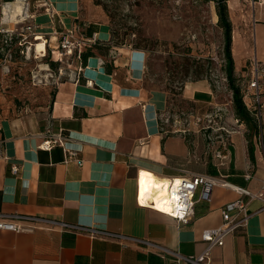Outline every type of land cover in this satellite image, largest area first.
<instances>
[{
  "label": "crops",
  "instance_id": "0c3cea01",
  "mask_svg": "<svg viewBox=\"0 0 264 264\" xmlns=\"http://www.w3.org/2000/svg\"><path fill=\"white\" fill-rule=\"evenodd\" d=\"M13 1L1 5L2 24L26 17V29L33 35L77 25L85 36H111L109 21L95 8L82 14V0H20L19 7ZM263 8L256 10L254 22V53L262 63ZM44 45L36 43L37 48ZM146 59L145 50L111 44L106 56L96 51L69 78L60 80L41 110L0 105L1 213L35 214L120 232L182 255L204 249L201 230L219 225L220 208L239 194L214 185L210 200L196 201L193 215L182 223L147 202L137 204L138 170L160 180L198 172L256 191L264 180V129L258 138L252 137L253 160L240 124L225 129L223 145H200L185 134L187 128L168 133L160 120L167 92L146 87ZM249 78H244L246 84ZM182 95L196 103L214 100L206 79L188 81ZM49 121L53 131L69 136V146L80 148L82 164L65 161L59 145L49 150L38 147ZM242 199L247 222L211 249V264H264L263 201L247 195ZM36 225L30 231L0 229V264H185L153 245L131 240L124 245L85 232Z\"/></svg>",
  "mask_w": 264,
  "mask_h": 264
},
{
  "label": "rangeland",
  "instance_id": "374dc122",
  "mask_svg": "<svg viewBox=\"0 0 264 264\" xmlns=\"http://www.w3.org/2000/svg\"><path fill=\"white\" fill-rule=\"evenodd\" d=\"M7 2L10 1L0 0V19L1 5ZM226 3L232 24L235 84L242 92L246 91L244 78L251 75V58L255 54V12L264 7V0ZM90 8L109 21L113 43L147 53L145 85L167 92L168 103L160 112V120L168 133L187 128L185 134L193 136L200 145H223L228 134L225 129L240 124L244 135L250 132L234 113L215 0H82V14ZM92 12L96 16L97 12ZM27 24L26 17L7 24L0 22V105L5 109L13 105L39 111L49 104L54 86L69 78L78 63L57 54L56 39L40 34L34 37L26 29ZM41 37L45 45L38 49L35 44L42 41ZM100 39L105 40L106 34ZM256 59L264 69L262 60ZM198 79H206L212 87L211 103H196L183 97L185 83ZM244 98L249 103L248 97ZM262 122L264 125V106ZM193 128L197 129L194 133Z\"/></svg>",
  "mask_w": 264,
  "mask_h": 264
},
{
  "label": "built area",
  "instance_id": "2783aa9c",
  "mask_svg": "<svg viewBox=\"0 0 264 264\" xmlns=\"http://www.w3.org/2000/svg\"><path fill=\"white\" fill-rule=\"evenodd\" d=\"M34 37H36V35H34ZM49 37L56 39L55 49L57 54L65 59H71L73 62L78 63V68L81 67L83 60L82 54L85 47L90 43L95 42L97 39L95 33L92 36H85L82 34L77 25L62 30L53 29L51 34H49ZM251 65V75L246 84L245 97H249L248 104L254 110V115L259 121V126L261 128L264 106L262 98L264 69L259 66L255 54L251 58ZM68 141L69 136L64 135L60 130L53 131L51 128V122L49 121L38 147L49 150L53 146L59 145L64 151L65 161L74 160L79 164H82L83 159L78 157L80 148L69 146ZM216 154L221 156L219 151H216ZM11 169L15 173L17 171V166L13 164ZM140 172L141 170H138L136 192L137 204L142 205L147 202L153 208L182 223L188 222L193 215L196 201L210 200L211 190L216 184H221L234 189L239 196L232 201L226 202L220 208L222 222L219 225L205 227L201 230V239L205 242V247L196 255H182L178 251L169 250L163 246L156 245L145 238L128 236L120 232L70 223L61 219L44 218L35 214L0 212V229L30 231L37 226L36 224L45 223L47 226H56L61 230H73L80 233L85 232L91 237L118 240L124 245L125 243L123 242H125V240H131L138 244L149 246L153 245L158 247L162 253L170 254L175 261L183 262L185 264H211V249L214 246L222 245L227 235L234 232L236 228L245 226L247 222L248 213L246 211V202L242 199V196L247 195L251 199L259 198L263 201L264 206V180L261 181L258 190L250 191L245 187L234 185L214 176L198 172H188L186 175L178 177V179L168 178L166 193L158 195V203L160 206H157V203L153 198L145 196L147 193L146 189H144L141 194ZM246 177H250V174L247 173Z\"/></svg>",
  "mask_w": 264,
  "mask_h": 264
},
{
  "label": "trees",
  "instance_id": "16d2710c",
  "mask_svg": "<svg viewBox=\"0 0 264 264\" xmlns=\"http://www.w3.org/2000/svg\"><path fill=\"white\" fill-rule=\"evenodd\" d=\"M5 1H11V0H5ZM215 9H216L218 23L222 28V32H223V54L225 58L224 70H225L228 86L232 92L234 113L239 120H241L246 124L248 130L250 131L246 134V138L248 140V154L250 159L253 160L254 155H253L252 137L255 136L258 138L260 136L261 130L264 129V125L263 122H261V128H260L259 121L254 115V110L248 104V102L245 101L244 98L245 91L242 90L241 92L239 86L235 84V76L233 72L234 62L231 53L232 24L228 15V7L226 0H215ZM111 44L116 45L115 43L112 42L111 36L109 39H105V40L97 38L95 42L90 43L85 47L82 54V58H83L82 62H85L88 59V57L94 55L96 51L105 53L106 56V54L109 53ZM51 64L54 65V63ZM263 82H264V76H263Z\"/></svg>",
  "mask_w": 264,
  "mask_h": 264
},
{
  "label": "bare ground",
  "instance_id": "6f19581e",
  "mask_svg": "<svg viewBox=\"0 0 264 264\" xmlns=\"http://www.w3.org/2000/svg\"><path fill=\"white\" fill-rule=\"evenodd\" d=\"M20 4H21L20 0H14L12 3V5L15 7H19ZM5 11H6V7L4 9V13H5ZM43 45H44L43 41L37 43V46H43ZM38 53L42 54L41 51H39ZM140 182H141V194H142L143 190L146 189L147 193L145 196L153 198L156 201L157 206H160L158 203V199H159L158 195H163L166 193L167 180H164V179L160 180L158 178H155V176H152V174L150 172L144 171V172H140ZM142 201H144V200H142Z\"/></svg>",
  "mask_w": 264,
  "mask_h": 264
}]
</instances>
